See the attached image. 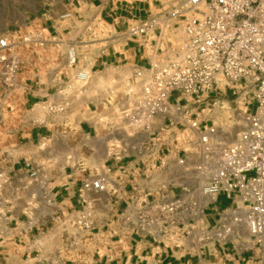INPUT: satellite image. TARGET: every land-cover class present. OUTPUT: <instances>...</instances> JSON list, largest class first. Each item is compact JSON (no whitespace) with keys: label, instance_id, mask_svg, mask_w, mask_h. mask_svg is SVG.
Masks as SVG:
<instances>
[{"label":"crops","instance_id":"0c3cea01","mask_svg":"<svg viewBox=\"0 0 264 264\" xmlns=\"http://www.w3.org/2000/svg\"><path fill=\"white\" fill-rule=\"evenodd\" d=\"M181 1L77 0L84 19L67 24L65 14L70 8L61 0L32 23L25 18L26 25L16 30L0 25V39L11 43L6 53L20 59L12 86L3 83L0 63V155L7 150L16 156L11 171L29 167L44 171L54 200L50 206L36 200L31 210L35 217L27 216L29 212L10 213V221L0 229V264H264L262 250L243 227L235 230L236 236L227 244L202 241L233 200L225 193L213 201L204 196L201 187L208 176L197 169L203 160L201 136L206 131L214 129L210 141L217 149L246 128L244 113L255 111V95L244 110L238 107L244 121L239 133L228 132V108L246 89L245 94H255V86L223 80L200 100L172 91L169 101L180 110L174 109L171 118L157 115L151 131L134 130L123 143L106 147L113 141L108 124L119 118L117 107L106 104L110 85L128 79L136 66L149 73L151 65L171 57L172 49L185 39L178 44L170 40L171 31L183 30V21L167 20L151 33L137 36L129 35L128 29L148 19H161L160 13ZM88 21L109 26V38L86 41L92 39L93 30H87ZM30 28L45 42L25 44L22 37ZM72 49L77 51L74 62ZM80 71L91 78L84 96L67 113L37 110L54 101L67 82L77 83ZM221 119L222 125H216ZM193 121L196 127L191 126ZM44 140L46 147L39 146ZM95 143L101 149L99 159H95ZM101 175L107 177L106 190L84 189L85 182ZM176 196L198 202L201 213L194 217L186 211L173 225L147 234L135 231L123 218L136 198ZM84 208L92 214V228L62 225L60 217L66 212ZM246 245L253 250H245Z\"/></svg>","mask_w":264,"mask_h":264},{"label":"built area","instance_id":"2783aa9c","mask_svg":"<svg viewBox=\"0 0 264 264\" xmlns=\"http://www.w3.org/2000/svg\"><path fill=\"white\" fill-rule=\"evenodd\" d=\"M160 14L161 19L130 27L128 34L143 35L170 20L184 22L186 37L172 49L171 57L151 65L149 73L134 67L132 76L124 80L121 114L134 130L151 131L157 115L171 118L174 109L180 110L169 101L172 91L200 100L223 80L255 86L257 105L253 113H244L246 128L233 142L217 149L210 141L214 129L206 131L201 136L203 160L197 169L208 176L201 187L204 196L213 201L225 193L233 200V206L223 210L218 222L205 231L202 241L227 244L236 236L235 230L243 227L264 255V0H184ZM10 45L6 38L0 39L1 75L6 86L14 84L20 68L19 57L6 53ZM90 78L88 72H78L77 83L67 82L66 88L57 91L56 99L47 103V113H67L84 96ZM191 126L196 127L197 122ZM15 160L7 150L0 155V229L10 221V213L29 212L26 215L31 216L36 200L42 199L47 206L54 202L48 175L37 167L11 171L9 166ZM106 184V175H101L85 182L84 189L103 191ZM186 211L198 216L199 203L179 196L136 198L123 218L135 231L147 234L173 225ZM60 218L66 229L87 230L93 226L92 214L86 208L66 212ZM244 249L253 250V246Z\"/></svg>","mask_w":264,"mask_h":264},{"label":"rangeland","instance_id":"374dc122","mask_svg":"<svg viewBox=\"0 0 264 264\" xmlns=\"http://www.w3.org/2000/svg\"><path fill=\"white\" fill-rule=\"evenodd\" d=\"M61 1V0H0V25L6 23L7 25H10L12 29L16 30L20 27V25L24 24L26 25V22L23 21L26 18L27 24H30L34 21V18L40 15L41 13L48 10L55 2ZM66 2V5H68V8H70L68 11H66V23L69 22H78L79 20H83V16L81 14L82 9H79L77 5V0H62ZM86 28L87 30L92 29V39L90 37L85 38L86 41L88 40H94V39H105L109 38L110 36V28L109 26H106L105 24L93 22L91 21L86 22ZM183 30L178 29L177 31H171L170 40L174 44L180 43V41L183 40L184 37H186V32L184 29L183 24ZM153 29H151L149 32L151 33ZM37 32L36 30H33L32 28L29 29V32L22 37V41L27 45H37L38 41L36 38ZM32 36L34 38V41H28L26 38ZM45 42V39H43ZM76 44H82L77 42ZM40 45V44H38ZM77 48V47H76ZM77 53V51L75 50ZM19 54V52L17 51ZM132 75L129 76V78ZM115 83V85H114ZM110 86V96L107 98V105H113L117 107V111L119 113V118L115 119L114 122L108 124L107 132L111 133V138L113 139L110 144H108L106 147L113 148L116 141H125V137L131 136L134 129L131 127L129 122L123 118V115L121 114V110L124 106V92H125V82L124 81H116ZM252 88V87H250ZM249 88V90H250ZM247 90V89H246ZM245 90V91H246ZM242 93L240 96L241 98L238 99L235 102H232L230 104V107L228 108V111H230V122H229V131L231 134L236 132L239 133L242 130V125L244 124V121L241 116H239L238 113V107L240 109H245V105H249V103L253 102L254 100V92H249L248 94ZM46 105L47 104H41L38 106L37 110L41 111V113L47 114L46 111ZM9 110L11 107L8 108ZM237 109V110H236ZM43 115V114H42ZM222 122H224V119L218 120L216 125H220ZM239 124H241L239 126ZM222 125V124H221ZM227 131V130H225ZM233 138V137H232ZM121 141V143H123ZM47 141L44 140L41 142L39 146L46 147ZM94 145V144H92ZM96 150L94 151L95 159L101 158V149L98 145L95 143ZM62 145H60V148ZM63 148V147H62ZM104 148V147H103ZM37 150V146H36ZM28 159H30V156H28ZM94 163V162H93ZM226 202L222 203V206H224Z\"/></svg>","mask_w":264,"mask_h":264},{"label":"bare ground","instance_id":"6f19581e","mask_svg":"<svg viewBox=\"0 0 264 264\" xmlns=\"http://www.w3.org/2000/svg\"><path fill=\"white\" fill-rule=\"evenodd\" d=\"M26 40H32V38L31 37H28V38H26ZM75 55H76V52L72 49L71 51H70V57H71V59L73 58V57H75Z\"/></svg>","mask_w":264,"mask_h":264}]
</instances>
